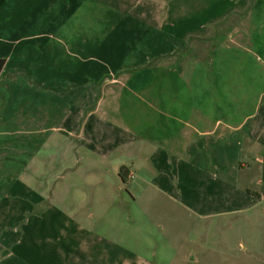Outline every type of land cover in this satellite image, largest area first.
Here are the masks:
<instances>
[{
    "label": "crops",
    "instance_id": "1",
    "mask_svg": "<svg viewBox=\"0 0 264 264\" xmlns=\"http://www.w3.org/2000/svg\"><path fill=\"white\" fill-rule=\"evenodd\" d=\"M23 1L11 0L8 11L24 12ZM32 13L54 30L48 36L64 56L46 42L32 45L34 56H5L14 42L0 39V124H14L0 130V161L39 152L58 134L77 163L84 148L105 161L142 141L149 182L189 213L195 247L210 261L223 252L247 264L244 249L252 264H264V56L256 52L264 46V0H45ZM221 20L235 28L224 27L217 47ZM250 29L259 32L249 39ZM141 38L149 52L135 47ZM226 47L245 52H219ZM127 159L113 167L123 185L134 178ZM21 169L10 180L0 175V198H18ZM150 251L136 262L172 264Z\"/></svg>",
    "mask_w": 264,
    "mask_h": 264
},
{
    "label": "rangeland",
    "instance_id": "2",
    "mask_svg": "<svg viewBox=\"0 0 264 264\" xmlns=\"http://www.w3.org/2000/svg\"><path fill=\"white\" fill-rule=\"evenodd\" d=\"M0 1V39L14 42L7 45L5 56H34L33 46L43 47L45 42L48 47L49 43L57 46L54 48H59L64 56L63 46L58 41L55 45L48 36L54 31L48 28V23L42 27L33 21L37 13H32V4L39 8L45 0H34V3L24 0V12L17 10L15 14L9 12L14 6L11 0ZM251 5L248 1L247 6ZM243 9L242 5L241 9L234 10L236 13L231 19L241 17ZM228 16L229 13L225 17ZM222 20L217 23V33L223 32L229 24ZM229 25L232 31L235 22ZM205 30L201 36L211 32V29ZM243 31L249 39L259 32L257 29ZM227 36L228 33H222L216 46ZM235 39L240 40V36L236 34ZM150 45L146 38L135 40V47L145 52H149ZM228 45L233 46V43ZM152 51L157 55L160 52ZM219 52L245 51L226 47ZM256 52L264 56V46ZM139 86L143 88L142 83ZM7 129H14V124H0L1 131ZM57 136L59 140H51L39 152L25 150L23 155L0 161V167H7L0 173L1 180L4 176L7 180L15 177L22 166L18 198L13 202L9 197L0 198V264H126L131 258L139 264L136 262L139 254L144 256L148 250L153 255L158 254V260L162 256L171 258L172 264L237 263L232 261V253L223 252L212 253L214 257L210 261L209 252L195 247L191 241L193 222L189 213L149 182L153 176L149 170L151 163L143 159L144 150L137 149L142 141L131 144L129 149L133 150H129V154L121 150L105 161L90 156L93 153L84 148L77 163L71 155H66V145L61 135ZM122 158H126L128 166L134 170V178L126 185L113 169L115 162ZM251 162L254 169L256 157L252 156ZM161 249L166 250L165 253L160 252ZM167 249L179 251L171 253ZM241 251L243 260L252 264V252Z\"/></svg>",
    "mask_w": 264,
    "mask_h": 264
},
{
    "label": "trees",
    "instance_id": "3",
    "mask_svg": "<svg viewBox=\"0 0 264 264\" xmlns=\"http://www.w3.org/2000/svg\"><path fill=\"white\" fill-rule=\"evenodd\" d=\"M222 33H223L222 31L221 32L219 31L217 33L218 37H216L215 40H217L218 38H220L221 35H222ZM128 175H129V168L126 167V166H122L121 167V170H120V176L122 177L123 181L126 182L128 180Z\"/></svg>",
    "mask_w": 264,
    "mask_h": 264
},
{
    "label": "water",
    "instance_id": "4",
    "mask_svg": "<svg viewBox=\"0 0 264 264\" xmlns=\"http://www.w3.org/2000/svg\"><path fill=\"white\" fill-rule=\"evenodd\" d=\"M5 63H6V58H0V74L3 70Z\"/></svg>",
    "mask_w": 264,
    "mask_h": 264
}]
</instances>
